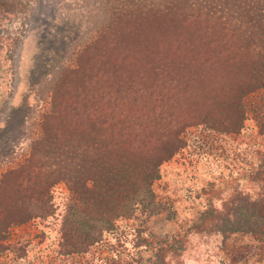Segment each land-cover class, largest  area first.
Returning a JSON list of instances; mask_svg holds the SVG:
<instances>
[{
    "label": "rangeland",
    "instance_id": "rangeland-1",
    "mask_svg": "<svg viewBox=\"0 0 264 264\" xmlns=\"http://www.w3.org/2000/svg\"><path fill=\"white\" fill-rule=\"evenodd\" d=\"M94 8L89 0H41L31 5L24 29V16L4 22L7 33L20 36V41L14 57L12 96L0 118V159L25 153L34 137L33 123L38 127L42 115L52 114L53 109H65L69 119L60 118V114L47 119L49 125L67 122L68 126L72 116L81 130L87 126L82 115L92 114L94 130L105 126L108 136L117 135L120 129L131 135L129 146L139 155L129 148L123 155L126 159H118L126 164L130 177L145 170L150 155L165 153V147L156 148L162 142L167 141L175 150L159 165L152 183L159 208L152 206L155 211L148 212L146 207H139L133 214L118 217L114 229L99 242L85 252L74 253L64 246V232L75 180L62 178L52 186L51 214L12 224L8 229L2 238L0 264H264L253 236L218 231L222 219L242 204H258L264 213V88L249 91L239 100L236 94L242 86L229 79H238L243 72L249 75L252 69L249 59L236 54L246 47L244 34L211 27L218 34L217 40L210 36L203 40V33H193L196 51L188 52L181 43L188 34L181 24L186 14L178 15L168 28L162 25L139 31L142 36L138 39L157 59H148L144 52L135 57L132 50H138L141 43L127 38L115 44L111 56L118 60L110 61V40L118 36V27L106 26V18ZM204 22L189 29L204 31ZM103 27H107L106 36L93 38ZM149 40L159 43L152 46ZM136 41L139 48L134 47ZM208 48L215 51L208 52ZM181 54L188 62L180 59L181 65L173 68L172 56ZM208 54L214 58L209 68L217 67V74L208 78L194 71L188 77L186 70H195L193 61ZM225 66L232 74L221 75ZM53 71L62 76L59 95L70 101L77 95L85 98L77 111L69 102L52 107L48 101L50 84L46 81L50 82L47 79ZM239 103L245 105L246 120L237 130ZM101 121L108 125H100ZM156 129L159 140L152 136ZM61 132L64 150L71 146L69 140L75 144L81 139L77 131L67 127ZM86 140L94 142L89 137ZM126 148L116 151L121 154ZM132 156L144 167L131 169L127 164ZM93 172L82 176L87 183L84 189L89 192L95 190ZM88 203L92 214L104 208L95 198ZM110 204L122 207L114 201ZM105 207L112 211V205Z\"/></svg>",
    "mask_w": 264,
    "mask_h": 264
},
{
    "label": "trees",
    "instance_id": "trees-1",
    "mask_svg": "<svg viewBox=\"0 0 264 264\" xmlns=\"http://www.w3.org/2000/svg\"><path fill=\"white\" fill-rule=\"evenodd\" d=\"M40 1L0 0V118L5 112L9 99L12 96L15 74L14 57L20 41V36L14 37L7 33L4 22L12 17L24 16V21L21 23L23 26L22 29H24V25L28 22V14L31 12V5ZM89 1L95 7L94 9L101 12V16L106 18L104 20L106 26L108 25L110 28L118 27V36L114 38L112 35L114 39L110 40V61L118 60V57L112 58L111 56V51L114 49L115 44L119 42L118 40L121 43L127 38H135L138 41V37L140 38L142 36L139 33L140 29L146 28L153 30L156 29L155 27L162 25L166 26L163 28H168L178 15L186 14V17L181 22L183 27L188 30H186L188 33L186 38L183 39L184 41H181V43L184 42L185 51H196V45H194L195 40L191 36L193 33L196 35V32L197 34L203 33V35L201 34L204 37L203 40H206L210 36L213 37V41L217 40L216 36L218 34L213 30L217 26L220 30L223 29L221 30L222 32H231L230 34H234V32L238 31L243 33L242 39L245 41L246 47H244L243 51L238 50L236 54L241 56L243 54L247 60L249 59L251 61L253 66L249 75L243 72L241 75L240 73L237 75L238 79H233L234 77L229 79L239 81V85L242 86L236 94V97L240 95L239 100L241 98L244 99V96L249 91L264 88V0ZM205 20L206 22L204 23L206 24L203 25L207 26H205L204 31L196 29L193 31V29H189L200 25L199 23ZM124 27L125 29L123 30ZM211 27H213L212 30H210ZM103 28L100 31H98L99 29L95 31L93 38L105 37L107 33H104V31L107 27ZM101 31L102 33L100 34ZM137 41L134 47L138 45L137 48H139L141 41L139 40L140 43ZM149 41V44L152 46H155L157 42L159 43V41ZM170 43L174 42L170 41ZM143 48L145 46L141 43V47L138 50L133 48V50H137L138 52L132 50V54L137 57L138 55L142 56L144 52V56H147L148 59L158 58L157 55L151 53L148 47L145 48L146 50ZM208 49L210 50L208 52L215 51L211 48ZM183 54L172 56L174 57L172 58L173 68L181 65L180 59L184 61ZM213 59L209 54L208 57L206 56V58L203 57L202 59L199 55L193 61L195 64H192L195 70H191V72L190 68L186 70L189 71L186 72L188 77L195 71L198 75L213 78L215 76L214 72L216 73L218 69L217 67L214 69L209 68V63ZM185 60V62H188L187 58ZM190 61L192 60L190 59ZM114 64L116 65V63ZM222 70H224V73H220L221 75L226 73L232 74L231 72L225 71L227 70L226 66ZM54 72L47 79H50V82L46 81V83L50 84L47 92L48 101L52 107L53 105L57 107V104L66 106L69 102L74 109L73 111H77L75 108H79L81 100L85 98L77 95L74 101H72L73 99L70 101V98L59 95L58 86L60 77L62 76H56L53 74ZM3 91H6V97H4ZM157 107L159 105L154 108ZM57 110L53 109V113L50 115L48 113L42 115V119L38 122V127L36 123H33L32 127L35 128V132L33 133L34 137L25 153H16L6 157V159H0V169L2 170L0 173V252L2 238H4V235L12 224L24 223L32 218L44 217L51 214L53 206L50 193L52 186L59 180L66 179L68 182L75 180L74 186H72L74 192V197H72L73 204L69 209L68 221H66L64 232V234L66 233L64 235L66 239L64 246L71 248L72 250L70 249V251L74 253L85 252L95 242H99L105 233L114 229V220L118 217H125L129 212L133 214L139 207H146V211L148 212L155 211L152 206L154 208L156 206L158 207V203L154 200L152 183L158 172L159 165L162 161L171 157L175 151L169 145L167 146V141L162 142L157 147L153 146L154 150L156 148L162 150L165 147V153L160 154V152H157L156 154L150 155V159L146 163L149 167L147 166L141 174H135V177H130L128 176L130 173H127L126 164L122 161L118 162V159H126L124 156L128 154L129 148L134 151V148L132 149L129 146L131 135L127 134V130L120 129L117 135L112 136H108L109 130L105 126H100L101 130L100 128L94 130L95 125L92 118L95 117L92 114H88V117L81 114L83 122L87 125L82 130L72 122L74 118L72 116H70L71 124L68 125L71 128L66 126L67 122L63 124L64 126L61 124L59 126L49 125V120L47 119H51V117L55 119L60 114L62 116L60 118L66 119L68 116L69 119V115L65 109L61 112ZM201 113L199 112L198 114ZM237 113L238 123L236 128L239 130L240 127L244 126L246 120V110L243 103L238 104ZM191 115L192 112L187 117ZM201 117L208 119V115L206 114H202ZM262 120L264 121V118ZM105 123L108 125L106 121H101L100 125H104ZM213 126H216L215 123ZM64 127L74 131V133L77 131L78 134H76L81 137L75 144H73L74 142L72 140H69L71 146L66 150H64L65 148L62 149L63 146L61 143L63 135L61 131H63ZM92 129L93 131H97V133L95 132V137L92 136L94 134H92ZM31 131L32 128L29 126L27 132L30 133ZM152 136L159 140L160 134L158 133V129L153 132ZM88 137L94 142L86 140ZM151 141L152 138L149 139L150 143ZM142 143H145V141H142ZM124 148L126 150L119 154ZM150 151L153 152V150L149 149ZM134 152L139 155L137 150ZM88 153L92 155L90 154L88 157L86 155ZM117 153L120 155V157L118 156L119 158L116 156L118 155ZM157 154L159 157L156 159L154 156H157ZM134 157L132 156L128 160L130 162L127 165L131 166L130 168L134 170L144 167L142 163L137 164L138 159H136V162L133 159ZM133 164L136 165L134 166ZM87 171L94 173L92 187H95V190L92 192L84 189L87 183L85 182L86 178L82 179V176ZM82 180L83 182H81ZM91 198H95V200L103 203L104 208L92 214L88 210V202H90ZM113 201L122 204V207L110 204ZM106 205H112V211L109 212L108 208L105 207ZM218 231L222 234L242 233L253 236L258 242L261 260L264 263V213L258 204H242L236 212L222 219ZM69 239L71 240L70 242L68 241Z\"/></svg>",
    "mask_w": 264,
    "mask_h": 264
}]
</instances>
